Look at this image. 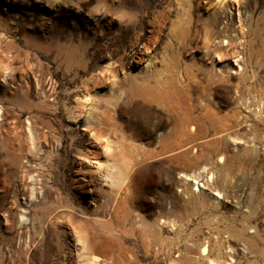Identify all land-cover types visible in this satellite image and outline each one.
<instances>
[{
    "label": "rangeland",
    "instance_id": "1",
    "mask_svg": "<svg viewBox=\"0 0 264 264\" xmlns=\"http://www.w3.org/2000/svg\"><path fill=\"white\" fill-rule=\"evenodd\" d=\"M92 255L264 264V0H0V264Z\"/></svg>",
    "mask_w": 264,
    "mask_h": 264
},
{
    "label": "bare ground",
    "instance_id": "2",
    "mask_svg": "<svg viewBox=\"0 0 264 264\" xmlns=\"http://www.w3.org/2000/svg\"><path fill=\"white\" fill-rule=\"evenodd\" d=\"M224 1H227V0H224ZM243 66V65H242ZM261 116V115H260ZM204 169H206V167H204ZM185 175V177L188 179V180H190V181H194V180H196L195 178H193L192 177V175H188V174H183L182 176H184ZM211 178H213V177H210L209 179H211ZM195 182H197L198 183V186L195 188V190L197 191H199L200 190V188H199V186L201 185L198 181H195ZM200 184V185H199ZM201 186H204V185H201ZM215 193H214V196L215 197H218V198H222L223 197V193L221 192V191H219V190H215L214 191ZM93 256V255H92ZM100 260H102V257L101 256H99V255H95V256H93V258H92V260L91 261H93V263L94 264H99V261ZM212 261V263H214V260H211Z\"/></svg>",
    "mask_w": 264,
    "mask_h": 264
},
{
    "label": "built area",
    "instance_id": "3",
    "mask_svg": "<svg viewBox=\"0 0 264 264\" xmlns=\"http://www.w3.org/2000/svg\"><path fill=\"white\" fill-rule=\"evenodd\" d=\"M255 114H256V117L258 116V115H261L262 114V112H261V107H257V111L255 112ZM247 123L249 124V125H251L252 124V121L250 120V121H247Z\"/></svg>",
    "mask_w": 264,
    "mask_h": 264
}]
</instances>
